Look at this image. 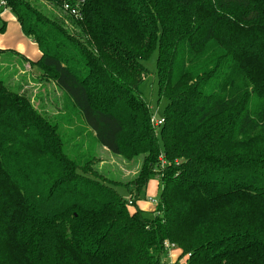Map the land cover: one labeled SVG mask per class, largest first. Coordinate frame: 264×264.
I'll use <instances>...</instances> for the list:
<instances>
[{
    "label": "trees",
    "instance_id": "trees-1",
    "mask_svg": "<svg viewBox=\"0 0 264 264\" xmlns=\"http://www.w3.org/2000/svg\"><path fill=\"white\" fill-rule=\"evenodd\" d=\"M1 1L40 51L25 60L142 163L122 197L0 77V264H165V241L178 264H264V0ZM153 50L159 126L138 89Z\"/></svg>",
    "mask_w": 264,
    "mask_h": 264
},
{
    "label": "rangeland",
    "instance_id": "rangeland-1",
    "mask_svg": "<svg viewBox=\"0 0 264 264\" xmlns=\"http://www.w3.org/2000/svg\"><path fill=\"white\" fill-rule=\"evenodd\" d=\"M40 3L47 6L54 14L58 13V10L51 3L46 1ZM8 11V14L14 15ZM59 16L60 14L57 17ZM5 20L7 19L4 16L0 17V25ZM5 24L7 26L8 22L5 21ZM7 28L6 30L5 27V31L9 34L13 35L11 31L15 28L17 35H21L24 39H29L34 43L32 38L26 36L19 29L16 20L9 21ZM12 38L16 39L17 37L13 35ZM24 56L21 51H16L15 49L0 52V77L7 87L26 96L43 118L49 119L57 126V130L64 141L65 149L70 156L84 154L85 159L82 161H87L91 170L93 169L100 179H105L115 185L116 190L122 197L128 198L130 193L134 194L132 180L140 170L142 155L126 159L102 147L94 138L93 132L83 122L78 110L72 106L70 99L63 94L53 80L45 78L38 67L31 66ZM156 58L157 51L153 50L148 58L143 61L146 73L138 89L140 95L152 109L153 118L158 120L162 118L163 109L167 101L158 95ZM159 131L160 128L158 127V134ZM153 184H155V187H150ZM159 190V182L157 185L152 181L146 186L139 198H137L138 200L136 199V202L141 203L140 208L142 210L149 211L151 204L147 198L148 196H154L153 198L157 199ZM148 193L154 195H149ZM129 209L131 210V208Z\"/></svg>",
    "mask_w": 264,
    "mask_h": 264
},
{
    "label": "crops",
    "instance_id": "crops-1",
    "mask_svg": "<svg viewBox=\"0 0 264 264\" xmlns=\"http://www.w3.org/2000/svg\"><path fill=\"white\" fill-rule=\"evenodd\" d=\"M7 10L6 9L3 10L0 13V17L4 16V18L7 19L5 21L8 22V24H7V26H8L9 25V21H15L16 18H15L14 15H11L10 13L8 14ZM8 12H10V11H8ZM16 22L18 24L17 20H16ZM7 26H5L6 30L8 29ZM18 26H19V29H21L19 24H18ZM4 31H5V29H4ZM11 32H12L13 35H16L17 38L13 39L12 38L13 35L9 34L6 31L3 34L1 33L0 34V49H8V50L15 49L16 51H21L25 55L24 57H26L29 60H33V61L37 60L40 57V51H39L37 45L35 44V42L33 43L29 39H24L21 35H17V31H16L15 28L12 29ZM152 181H154L158 185L157 181H155V180H152ZM152 181H150V182H152ZM150 187H155V184L150 185ZM152 190H154V189L152 188ZM148 194L149 195H154L152 193H148ZM151 197L153 198L154 196H148V198H147L148 201H149V198H151ZM144 202L147 203L146 201H144ZM149 203L151 204L150 205L151 207L154 205L150 201H149ZM180 252H181V250L179 248L173 247L170 250V252L168 253V255L165 257V259H164L165 260V264H178V263L183 262L184 257L178 258Z\"/></svg>",
    "mask_w": 264,
    "mask_h": 264
},
{
    "label": "built area",
    "instance_id": "built-area-1",
    "mask_svg": "<svg viewBox=\"0 0 264 264\" xmlns=\"http://www.w3.org/2000/svg\"><path fill=\"white\" fill-rule=\"evenodd\" d=\"M0 3L3 4V1H1ZM65 7H67V5H65ZM72 12H74V11L72 10ZM152 121H153V124H154L155 126H159V125L163 122V119H162V118H159L158 120H156V119H154L153 116H152ZM149 201H150L152 204H156V202H157V200L154 199V198H152V197L149 198ZM163 245H164V247H165V249L167 250L168 253H169L170 250L174 247V245H173L172 243L168 242V241H165Z\"/></svg>",
    "mask_w": 264,
    "mask_h": 264
}]
</instances>
